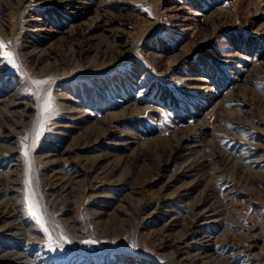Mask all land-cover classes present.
<instances>
[{
	"label": "rangeland",
	"instance_id": "1",
	"mask_svg": "<svg viewBox=\"0 0 264 264\" xmlns=\"http://www.w3.org/2000/svg\"><path fill=\"white\" fill-rule=\"evenodd\" d=\"M0 42V264H264V0H0Z\"/></svg>",
	"mask_w": 264,
	"mask_h": 264
},
{
	"label": "snow or ice",
	"instance_id": "2",
	"mask_svg": "<svg viewBox=\"0 0 264 264\" xmlns=\"http://www.w3.org/2000/svg\"><path fill=\"white\" fill-rule=\"evenodd\" d=\"M4 47H6V45H4L2 42H0V48H4ZM2 55H3V58L8 63H11L13 67L17 66L15 63V60L13 59L12 53L5 51V52H3ZM33 83L39 85V84L48 83V81H33ZM51 100H52V98L49 95L48 99L45 101L44 105L42 106L41 111H42V114L45 116V118L47 117L48 114H50L53 111V105L51 103ZM40 134H42V131L38 132L37 136ZM24 140H27V137H24ZM22 143H23V140H22ZM24 147H25L24 155H25V157H27L29 155L28 146L25 145ZM26 200H28L27 196H26ZM28 212H29V215H31L32 217H34L36 219L37 223L41 226L42 230L47 233L48 230H47V227H45V225H44L43 215L31 201L28 202ZM85 243H94V241H85ZM49 247H51V244L49 245Z\"/></svg>",
	"mask_w": 264,
	"mask_h": 264
},
{
	"label": "bare ground",
	"instance_id": "3",
	"mask_svg": "<svg viewBox=\"0 0 264 264\" xmlns=\"http://www.w3.org/2000/svg\"><path fill=\"white\" fill-rule=\"evenodd\" d=\"M189 29H191V26L190 27H188ZM188 30V29H187ZM7 191V190H6ZM43 197V196H42ZM201 202V201H200ZM201 204V203H200ZM194 205V204H193ZM206 206V205H205ZM207 210V206H206V209H205V211ZM209 210V209H208ZM203 211V210H202ZM204 211V212H205ZM195 213V212H194ZM202 214V213H201ZM13 215H15L14 213H12V216ZM189 215H190V213H189ZM192 215H194V214H192ZM11 216V217H12ZM17 217V216H16ZM21 217V216H20ZM198 218V217H197ZM203 218V217H202ZM4 219V218H3ZM18 219V218H17ZM190 220V219H189ZM8 224V223H7ZM14 224V223H13ZM9 225V224H8ZM191 225H192V222H191ZM7 226V225H6ZM11 226H13L12 225V223H11ZM193 232V231H192ZM195 233V232H194ZM196 236V235H195ZM200 237H202V236H200ZM210 237V236H209ZM190 238V237H189ZM208 239V238H207ZM242 245V244H241ZM163 247V246H162ZM187 248V247H186ZM194 248V247H193ZM234 248V247H233ZM236 248V247H235ZM180 249V248H179ZM188 249V248H187ZM196 249H198V248H196ZM237 249V248H236ZM4 250V249H3ZM7 250V249H6ZM246 250V249H245ZM25 251V250H24ZM174 251V250H173ZM240 252V251H239ZM29 253V252H28ZM177 253V252H176ZM186 253V252H185ZM236 253H237V251H236ZM7 254V253H6ZM25 254V253H24ZM32 254V253H31ZM199 254V253H198ZM189 255V254H188ZM29 256V255H28ZM33 256V255H32ZM25 257H27V256H25ZM187 257H189V256H187ZM21 259V258H20ZM26 259V258H25ZM39 259V258H38ZM37 259V260H38ZM27 260H29V259H27ZM33 260V259H32ZM180 260V259H179ZM22 261V260H21ZM24 261V260H23ZM29 263V262H28ZM32 263V262H31Z\"/></svg>",
	"mask_w": 264,
	"mask_h": 264
}]
</instances>
